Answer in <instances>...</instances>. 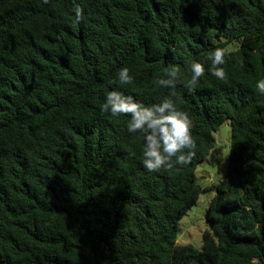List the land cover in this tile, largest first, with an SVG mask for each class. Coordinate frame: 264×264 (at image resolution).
Here are the masks:
<instances>
[{"label": "trees", "instance_id": "1", "mask_svg": "<svg viewBox=\"0 0 264 264\" xmlns=\"http://www.w3.org/2000/svg\"><path fill=\"white\" fill-rule=\"evenodd\" d=\"M83 10L78 22L74 8ZM237 47L231 49V46ZM225 49L226 81L209 53ZM205 74L189 92L190 65ZM178 65L173 99L193 121L195 156L149 172L118 90L146 106ZM127 67L131 85L108 84ZM264 0H0V264H264ZM230 121L225 177L202 249L180 221L203 188L198 166Z\"/></svg>", "mask_w": 264, "mask_h": 264}, {"label": "clouds", "instance_id": "2", "mask_svg": "<svg viewBox=\"0 0 264 264\" xmlns=\"http://www.w3.org/2000/svg\"><path fill=\"white\" fill-rule=\"evenodd\" d=\"M48 0H44L47 3ZM77 22L82 19L83 10L77 5L74 8ZM211 61L209 71L212 76L220 81H226L228 73L225 71V49L215 48L209 53ZM191 77L183 81L189 92L194 91L199 79L205 74V66L200 62H192L190 65ZM167 78L155 81L163 88L171 89L160 103L146 106L134 99L132 95H125L118 90L108 91L101 105L102 113H110L112 116L128 115L131 117L127 124L129 133H139L143 141L142 163L149 172H158L162 168H172L173 158L176 164L186 166L195 156L197 147L192 135L193 121L187 112L178 110L173 99L178 83H181V70L178 65L169 64L164 69ZM134 81L130 70L123 67L118 72V78L109 80L108 84L131 85ZM256 89L264 94V80H259Z\"/></svg>", "mask_w": 264, "mask_h": 264}, {"label": "rangeland", "instance_id": "3", "mask_svg": "<svg viewBox=\"0 0 264 264\" xmlns=\"http://www.w3.org/2000/svg\"><path fill=\"white\" fill-rule=\"evenodd\" d=\"M231 46V49L236 48ZM215 147L197 168L198 182L203 188L210 189L213 184L221 181L226 174L227 161L231 148V125L226 120L220 129L215 133ZM215 194L214 189L203 191L199 200L188 210L186 216L182 218L179 226L180 245H190L196 249H202L203 233L210 229V223L207 220L208 208L212 197Z\"/></svg>", "mask_w": 264, "mask_h": 264}]
</instances>
